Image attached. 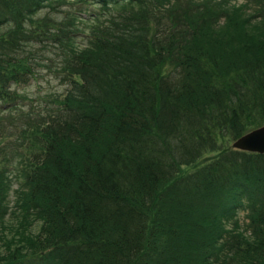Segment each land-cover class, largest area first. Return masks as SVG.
Listing matches in <instances>:
<instances>
[{
    "label": "trees",
    "instance_id": "1",
    "mask_svg": "<svg viewBox=\"0 0 264 264\" xmlns=\"http://www.w3.org/2000/svg\"><path fill=\"white\" fill-rule=\"evenodd\" d=\"M236 2L0 0V101L67 85L13 224L0 173V264H264V154L221 145L264 125V0Z\"/></svg>",
    "mask_w": 264,
    "mask_h": 264
},
{
    "label": "rangeland",
    "instance_id": "2",
    "mask_svg": "<svg viewBox=\"0 0 264 264\" xmlns=\"http://www.w3.org/2000/svg\"><path fill=\"white\" fill-rule=\"evenodd\" d=\"M243 1L237 0L236 3L240 4ZM65 88L67 85L60 80L50 74L43 73L41 78L17 88L22 98L16 104L8 106L0 101V173L3 172L9 178L8 182L10 183V189L4 198V204L8 207L6 224H13L15 220L9 214L17 212L23 204L24 186H21L20 165L25 161L29 151L36 149L32 144L36 142V138L38 140V130L49 115L56 114ZM233 142L221 145L232 148ZM216 154L217 151L205 152L197 162L209 160ZM189 169L190 167L183 168L182 171H189ZM239 218L241 225L244 226L243 212H240ZM37 230L36 224H33L32 231L37 232Z\"/></svg>",
    "mask_w": 264,
    "mask_h": 264
},
{
    "label": "water",
    "instance_id": "3",
    "mask_svg": "<svg viewBox=\"0 0 264 264\" xmlns=\"http://www.w3.org/2000/svg\"><path fill=\"white\" fill-rule=\"evenodd\" d=\"M234 150L264 154V125L244 134L232 143Z\"/></svg>",
    "mask_w": 264,
    "mask_h": 264
}]
</instances>
